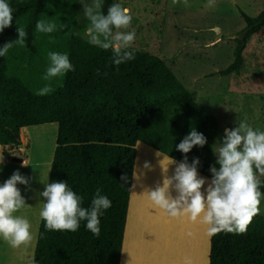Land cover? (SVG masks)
Wrapping results in <instances>:
<instances>
[{"label": "trees", "instance_id": "16d2710c", "mask_svg": "<svg viewBox=\"0 0 264 264\" xmlns=\"http://www.w3.org/2000/svg\"><path fill=\"white\" fill-rule=\"evenodd\" d=\"M112 1L103 0L105 14ZM7 2L14 19L0 34V46L20 26L28 34V50L34 52L35 25L47 0ZM240 14L245 24L234 36L233 60L219 69L220 74L241 71L247 41L264 27V8L254 15L240 9ZM129 51L135 59L117 67L111 50L89 44L73 29L67 54L74 71L45 96H37L21 77L7 75V58L0 57L3 157L21 160L11 157L7 146L21 143L23 126L57 122L46 183L67 181L69 188L83 197V207L90 205L98 188L112 202L100 216L98 237L86 229L84 221L75 232L54 231L47 230L40 217L31 264L120 263L138 140L182 161L185 154L176 145L192 129L203 133L208 143L202 148L194 146L187 159L191 163L199 158L198 171L211 178L219 131L216 115L197 100L163 57L134 46ZM257 175L264 193V177ZM209 264H264V214L256 215L244 234L221 232L210 237Z\"/></svg>", "mask_w": 264, "mask_h": 264}, {"label": "rangeland", "instance_id": "374dc122", "mask_svg": "<svg viewBox=\"0 0 264 264\" xmlns=\"http://www.w3.org/2000/svg\"><path fill=\"white\" fill-rule=\"evenodd\" d=\"M83 2L90 4L92 0ZM114 3L130 9L133 19L125 31L134 30L136 33L132 46L163 57L176 76L192 89L195 97L216 115L219 131L214 143L215 151L225 129H233L239 122L247 123L254 130L264 131V27L247 41L241 71L218 73L220 68L233 60L234 36L245 24L240 9L254 15L264 8V0H211V3L210 0H187V3L179 0L177 4H173V0H113ZM39 20L56 23L58 30L50 34L36 31L34 52H30L27 46L14 45L6 55L5 70L7 75L21 77L36 92L46 84L54 89L62 82L63 77L51 81L43 79L49 64L48 53H68L73 29L79 30L88 39L86 28L89 24L81 0H47ZM80 22L85 24L80 25ZM62 23L67 27L59 28ZM17 38L15 30L7 42ZM56 130L57 122L23 126L21 144L7 146L11 156L18 155L21 160L24 157L29 164L25 167L16 164L5 166L3 175L7 180L18 170L29 179V185L17 186L27 204L21 212L22 216L32 218V234L43 204L39 192L44 190L43 184L47 181ZM148 156L152 159H148ZM138 158L135 202L138 195L146 194V189L162 183L164 170L168 169L170 176L176 166L171 164V158L141 144ZM145 163L150 168H145ZM260 213L264 214V197ZM17 215L20 216L19 211ZM203 229L204 225L200 233L198 231L202 240L205 237ZM31 245L25 247L26 257L32 255ZM202 255L203 251L197 259L200 264H204ZM160 260L162 264H171L166 257Z\"/></svg>", "mask_w": 264, "mask_h": 264}, {"label": "clouds", "instance_id": "9594fccd", "mask_svg": "<svg viewBox=\"0 0 264 264\" xmlns=\"http://www.w3.org/2000/svg\"><path fill=\"white\" fill-rule=\"evenodd\" d=\"M179 0H173L177 4ZM187 3V0H184ZM211 3V0H210ZM83 12L89 24L86 35L89 44L102 50H111L112 62L117 67L135 59L129 51L135 41V31H125L132 22L130 9L119 3L110 5L105 14L103 0H92L86 4L81 0ZM13 10L7 0H0V34L11 27ZM66 24L59 28H66ZM38 33L50 34L58 30L56 23L38 20L35 25ZM18 38L0 46V57L7 55L14 45L26 46L28 34L23 27L17 26ZM48 67L43 79L51 81L74 71L67 53L50 51ZM53 91L49 84L37 90V96H45ZM233 129H225L222 140L214 152L215 164L210 166L211 180L198 173L199 158L188 162L187 153L194 146L204 147L208 143L203 133L192 129L176 145L184 159L176 162L172 175L164 170L162 183L146 189L152 205L163 210L171 217H186L191 222L206 226V235L215 236L221 232L244 234L253 218L260 213L262 194L261 180L264 177V131L254 130L245 122L237 123ZM4 158H0L3 165ZM29 165L23 161L22 167ZM218 165L219 167H216ZM145 168H150L145 163ZM2 171V168H0ZM126 179V177H122ZM207 184V187L204 186ZM17 185H29V179L18 170L0 184V239L12 248L27 247L33 240L31 224L23 216L14 215L26 204ZM44 185L39 192L43 206L39 212L47 230L71 231L79 229L84 221L85 227L93 235H100V216L111 207V200L101 194L98 188L88 207H83V197L69 188L67 181H53ZM175 193V194H173Z\"/></svg>", "mask_w": 264, "mask_h": 264}, {"label": "crops", "instance_id": "0c3cea01", "mask_svg": "<svg viewBox=\"0 0 264 264\" xmlns=\"http://www.w3.org/2000/svg\"><path fill=\"white\" fill-rule=\"evenodd\" d=\"M197 100L200 101L199 99ZM22 138H24V136H22L21 134V140ZM20 144H14V146ZM140 144L156 151L159 154L174 159L141 140L137 141L135 167L132 185H130L128 198L129 205L119 264H162L160 259L165 257L167 258V260H170L171 264H200L197 259H199L201 251H203V263L209 264L210 237L206 235V226H204L203 229L205 236L203 241L202 237L198 236V231L200 233L202 229V224H200L199 222H191L183 216H169L163 210L152 205L147 197V194L144 193L138 195L137 201H134L135 175L138 170V155ZM0 145V158H4L2 155L3 145ZM147 158L152 159L150 156H148ZM174 160L176 162H180L176 159ZM23 161H26L28 163V161L24 157L23 160L15 162L11 159L7 160L6 158H4L3 165H0V168H2V171H0V184L2 183L3 178V182L5 180V174L3 175V167L10 164L22 165ZM198 173L199 175H202V177H205L207 180H211L209 176L201 173L200 171H198ZM22 211L23 208L19 211L20 216H22ZM39 212L40 210L38 211V213ZM17 213H15L14 215H17ZM27 219L31 224V216ZM39 221L40 215L36 222V227L33 233V240L31 243L33 246L31 245L30 247L32 255L26 257L25 246H21L18 249L12 248L5 241L0 239V264L32 263ZM10 250L12 251L10 252Z\"/></svg>", "mask_w": 264, "mask_h": 264}]
</instances>
